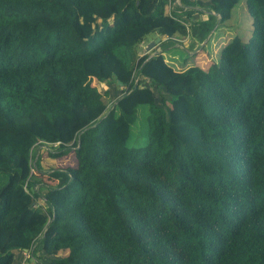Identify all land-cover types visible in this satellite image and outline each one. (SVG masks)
Here are the masks:
<instances>
[{
	"label": "trees",
	"instance_id": "obj_1",
	"mask_svg": "<svg viewBox=\"0 0 264 264\" xmlns=\"http://www.w3.org/2000/svg\"><path fill=\"white\" fill-rule=\"evenodd\" d=\"M174 2L0 0V264H264V0Z\"/></svg>",
	"mask_w": 264,
	"mask_h": 264
},
{
	"label": "rangeland",
	"instance_id": "obj_2",
	"mask_svg": "<svg viewBox=\"0 0 264 264\" xmlns=\"http://www.w3.org/2000/svg\"><path fill=\"white\" fill-rule=\"evenodd\" d=\"M180 3V2H179ZM174 6H168V12H171V10L173 9ZM247 25V22L243 24V27H245ZM245 29V28H244ZM243 30L241 29L240 30V33H241V36L245 37L246 33L242 32ZM216 37V35H215ZM152 39H155L153 35H148L146 37V40L151 42ZM215 39V38H214ZM230 36L228 37H223L221 39V41H213L212 44L210 45V47L206 48V50L202 53H200V56H199V60L202 62L203 60L205 61L204 62V66L209 69L211 68L214 63L218 60L219 58V53H220V50H221V47H222V44L225 43V42H228L230 41ZM219 40V39H217ZM186 43V42H185ZM147 42L145 41L143 44H142V47H141V50H144L145 52V49L147 47ZM188 46V45H187ZM186 46V47H187ZM158 48V47H157ZM155 48L154 50H157V52L161 51V48L160 50ZM152 51V52H155V51ZM188 50V49H187ZM199 52V51H198ZM164 55L167 57V58H170L171 61H173V65H176L178 66V68L181 70L183 68H185L187 65H190L192 63H198L199 60H198V57H194L193 55V52L190 51V54L186 53L184 48L179 46V47H171V49H165L164 50ZM202 58V60H201ZM169 59V60H170ZM186 61V63H185ZM98 85V89L100 90V92H102L103 94L105 92H107L109 89H108V85L106 83H100V84H97ZM113 96L112 94H108V95H105V100L106 102L109 104L112 100H113ZM143 107L140 108V110L142 109ZM155 112L157 113V116L160 117L161 115V110L156 108L155 107ZM140 129H141V125H140ZM137 130V129H136ZM145 137L142 136V138L137 141L135 146H141L144 144V139ZM58 147L54 146V147H50L48 145H38L36 146L34 149H33V152H32V155H33V163L35 164V162L39 159V162H40V167H41V170L40 171H37V170H33V175H36L34 176V179L38 178L40 180V182H45V181H50L51 179H49V171L51 168L53 167H58L59 166V162H58V159L55 158L52 154L50 153H53L55 154L54 152L57 149ZM38 176V177H37ZM39 187H41V185H39ZM25 259V257H24ZM22 264H36L34 262V260L29 256L28 259H25V261L23 260Z\"/></svg>",
	"mask_w": 264,
	"mask_h": 264
},
{
	"label": "water",
	"instance_id": "obj_3",
	"mask_svg": "<svg viewBox=\"0 0 264 264\" xmlns=\"http://www.w3.org/2000/svg\"><path fill=\"white\" fill-rule=\"evenodd\" d=\"M166 39V37L164 36V37H158V38H156L155 40H153L152 42H150L148 45H147V47H146V53H152V51L155 49V48H157L164 40ZM209 40V38L207 39V41ZM206 41V42H207ZM206 42L203 44V46L206 44ZM154 55V53H152L151 55H150V57H152ZM149 57V58H150ZM119 84H121L120 82H119ZM25 252H28V250H26Z\"/></svg>",
	"mask_w": 264,
	"mask_h": 264
},
{
	"label": "built area",
	"instance_id": "obj_4",
	"mask_svg": "<svg viewBox=\"0 0 264 264\" xmlns=\"http://www.w3.org/2000/svg\"><path fill=\"white\" fill-rule=\"evenodd\" d=\"M180 0H175V2H174V4H172V6H174L175 4H177V5H180ZM174 8V7H173ZM173 10V9H172ZM30 255H29V252H25L24 253V257H25V259H28V257H29ZM25 259H24V261H25Z\"/></svg>",
	"mask_w": 264,
	"mask_h": 264
},
{
	"label": "crops",
	"instance_id": "obj_5",
	"mask_svg": "<svg viewBox=\"0 0 264 264\" xmlns=\"http://www.w3.org/2000/svg\"><path fill=\"white\" fill-rule=\"evenodd\" d=\"M150 35H153L155 39L159 37V36L157 35V33H152V34H150ZM155 39H152V41H153V40H155ZM145 41L147 42V44H149V43H150V42H149V41H147V40H145ZM145 41H144V42H145ZM152 41H151V42H152ZM157 49H159V50H160V47H158Z\"/></svg>",
	"mask_w": 264,
	"mask_h": 264
}]
</instances>
